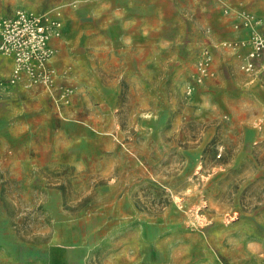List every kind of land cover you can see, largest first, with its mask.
Instances as JSON below:
<instances>
[{"label": "rangeland", "instance_id": "1", "mask_svg": "<svg viewBox=\"0 0 264 264\" xmlns=\"http://www.w3.org/2000/svg\"><path fill=\"white\" fill-rule=\"evenodd\" d=\"M229 3L264 32V0ZM55 7L53 87L16 85L0 58V196L7 178L56 199L62 264H264V55L242 67V18L213 0H0V16ZM8 138L30 156L9 162Z\"/></svg>", "mask_w": 264, "mask_h": 264}, {"label": "built area", "instance_id": "2", "mask_svg": "<svg viewBox=\"0 0 264 264\" xmlns=\"http://www.w3.org/2000/svg\"><path fill=\"white\" fill-rule=\"evenodd\" d=\"M213 1L225 16L235 14L242 18L241 23H235L237 29L243 27L250 31L248 37L237 38L230 44L250 48L242 67L247 71L253 69L254 60L264 55V32L259 30L262 18L245 8L234 7L229 0ZM64 30L65 19L60 7L45 11L20 8L12 16H0V58H13L12 82L26 89L38 84L53 87L57 72L53 64L56 47L52 40L62 37ZM224 44L228 45V40ZM205 60L207 64L212 60L209 50Z\"/></svg>", "mask_w": 264, "mask_h": 264}, {"label": "crops", "instance_id": "3", "mask_svg": "<svg viewBox=\"0 0 264 264\" xmlns=\"http://www.w3.org/2000/svg\"><path fill=\"white\" fill-rule=\"evenodd\" d=\"M56 39L52 40L53 44ZM7 141L14 146L10 156L17 157L9 162L23 161L21 156H30L23 148L15 146L14 138ZM9 166L7 163L6 171ZM4 180L0 196V264H62L56 259L57 235H69L70 232L58 231L56 220L69 218L68 214L57 215V201L51 196L32 200L27 195H9L11 185L7 178ZM14 207L17 210H12ZM19 207L24 210L19 211ZM40 221H45L44 226Z\"/></svg>", "mask_w": 264, "mask_h": 264}]
</instances>
